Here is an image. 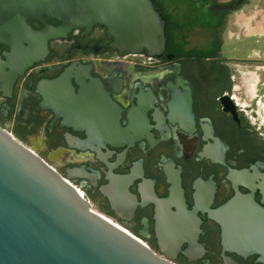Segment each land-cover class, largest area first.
I'll return each instance as SVG.
<instances>
[{
    "label": "flooded vegetation",
    "instance_id": "obj_1",
    "mask_svg": "<svg viewBox=\"0 0 264 264\" xmlns=\"http://www.w3.org/2000/svg\"><path fill=\"white\" fill-rule=\"evenodd\" d=\"M200 1L207 3L206 9L214 5L212 0ZM237 1L225 2L233 5L227 10L232 12L226 15L225 27L229 16L250 0L240 6H236ZM180 3L183 13L172 17L180 20L175 26L181 25L182 33L186 34L184 49L192 50L197 47L195 13H186L190 6L187 0ZM217 4L221 3L217 1ZM47 24L59 23L50 20ZM32 27L39 30L43 25L33 22ZM166 27L165 23L164 32ZM111 41L103 26H94L87 34L84 29H74L64 38L49 40L44 59L17 74L11 85L7 83V75L13 69L3 67L0 126L34 149L86 196L95 209H101L161 256L166 251L160 247L156 232L159 211L153 196L169 199L172 180L176 182L179 176L186 207L201 220L198 241L205 253H194L189 258L184 254L188 247L184 243L173 254L174 263L224 264L220 227L208 218L206 211L220 207L235 195L237 183L229 178L230 170L250 172L249 177L239 181L238 191L253 193L261 204L264 125L252 121L254 116L248 115L247 106L235 94V84L230 91L219 86L210 92L203 79L195 80V61L167 53L166 37L165 49L159 56H150L146 51L120 53L108 47ZM240 42L242 50L229 57L223 54L232 71L231 62H244L248 52L260 50L253 38ZM223 48L224 42L222 51ZM9 53V47L0 46L2 62ZM63 74L70 75V92L65 95L64 108L61 103H48L45 98L47 92L53 97L62 91L61 85L48 87L47 84ZM231 80L235 82L234 71ZM188 94L192 99V115L185 117L179 110ZM139 114L147 118L148 126L136 124ZM62 115L68 126H63ZM115 116L123 129L148 132L150 136L144 133L138 141L121 146L100 141L85 150L75 148L76 140L89 139L88 133L113 132L111 126L95 123L102 117L110 122ZM205 152L210 158L201 156ZM221 159L223 164L219 163ZM111 175H131V181L121 183L130 195L118 192ZM179 196L180 192L162 210L170 223L185 214ZM134 200L138 205L131 211ZM226 255L237 264H260L257 256Z\"/></svg>",
    "mask_w": 264,
    "mask_h": 264
},
{
    "label": "water",
    "instance_id": "obj_2",
    "mask_svg": "<svg viewBox=\"0 0 264 264\" xmlns=\"http://www.w3.org/2000/svg\"><path fill=\"white\" fill-rule=\"evenodd\" d=\"M244 1L238 0L236 6ZM232 8V4H216L209 10ZM50 20L59 24H47ZM33 22L43 28L33 29ZM97 25L105 27L112 40L108 47L120 53L146 51L150 56H159L165 49V23L151 0H0V46L10 48L6 61L0 60V83L5 76L3 67L13 69L7 75L11 85L17 74L44 59L49 40L64 38L74 29H84L87 34ZM69 81L70 75L63 74L49 82L48 87L61 85L63 89L53 97L47 92L46 101L61 103L64 108ZM191 103L188 94L179 110L183 116L192 115ZM60 118L63 126H68L66 117ZM95 124L111 126L114 131L88 133V140H76V149L85 150L100 141L121 146L138 141L144 133L150 136L148 132L123 129L117 116L110 122L106 117L99 118ZM136 124L148 126L147 118L139 114ZM201 156L210 158L207 152ZM219 163L224 162L221 159ZM249 176L248 170H230L229 178L237 183L235 195L220 207L206 211L220 227L224 264H237L227 253L241 258L257 256V262L264 264V191L261 204L253 193L238 191L239 181ZM131 179V175H111L118 192L126 195L130 193L121 183ZM179 192L185 214L170 223L162 210ZM153 198L159 211L156 232L165 256L97 212L86 196L34 149L0 126V264H176L173 254L184 243L188 244L184 254L189 258L194 253H205L198 241L201 220L195 211L187 209L179 176L176 182L172 180L169 199ZM136 205L134 200L131 211Z\"/></svg>",
    "mask_w": 264,
    "mask_h": 264
},
{
    "label": "rangeland",
    "instance_id": "obj_3",
    "mask_svg": "<svg viewBox=\"0 0 264 264\" xmlns=\"http://www.w3.org/2000/svg\"><path fill=\"white\" fill-rule=\"evenodd\" d=\"M188 2L192 0H187ZM221 4L231 0H217ZM197 7L204 13L205 8L197 2ZM219 16L209 17L204 28L195 31V46L210 43L213 27ZM246 35H253L254 44L259 52H248L244 62H231L235 76V94L241 103L248 108V115L254 116L252 121L264 125V0H250L242 10L232 13L228 18L221 37L224 42L223 54L227 57L234 55L240 47V41L247 39ZM256 117V118H255Z\"/></svg>",
    "mask_w": 264,
    "mask_h": 264
},
{
    "label": "trees",
    "instance_id": "obj_4",
    "mask_svg": "<svg viewBox=\"0 0 264 264\" xmlns=\"http://www.w3.org/2000/svg\"><path fill=\"white\" fill-rule=\"evenodd\" d=\"M154 4L155 10L160 13L161 18L167 24L165 28V37L167 40V53H172L178 57H183L189 61H195V80H204L210 92H213L219 86L223 87V90L230 91L235 84L231 80L233 71L226 65V58L223 56L222 47L223 39L221 37L222 30H225V24L227 22V16L232 11H210L206 9L207 3H201L200 0H192L190 6H188L186 13H195V30L198 28H204V23H208L209 17L212 15L219 16L218 21L213 27L214 33L211 37L210 43H206L203 46L195 47L192 50H185L186 34L182 33L183 30L180 27H176L175 23L179 24L180 20L172 17L173 14L183 13L180 7L181 0H151ZM213 4H217V0H212ZM234 1V0H231ZM199 2L204 8V13L197 7ZM229 3V2H227ZM246 2L245 4H247ZM225 4V3H223ZM242 7H238L236 11H239ZM190 21H193L192 19ZM204 22V23H203ZM194 23V21H193ZM205 29V28H204ZM100 214L107 216L101 209H95ZM136 236L133 232H130ZM137 237V236H136Z\"/></svg>",
    "mask_w": 264,
    "mask_h": 264
},
{
    "label": "crops",
    "instance_id": "obj_5",
    "mask_svg": "<svg viewBox=\"0 0 264 264\" xmlns=\"http://www.w3.org/2000/svg\"><path fill=\"white\" fill-rule=\"evenodd\" d=\"M248 3H249V2H248ZM248 3H247V4H248ZM247 4H246V5H247ZM242 9H243V8H242ZM242 9H240V10H242ZM252 36H253V35H246V38L249 39V38H252Z\"/></svg>",
    "mask_w": 264,
    "mask_h": 264
},
{
    "label": "bare ground",
    "instance_id": "obj_6",
    "mask_svg": "<svg viewBox=\"0 0 264 264\" xmlns=\"http://www.w3.org/2000/svg\"><path fill=\"white\" fill-rule=\"evenodd\" d=\"M83 195V194H82ZM112 221V220H111Z\"/></svg>",
    "mask_w": 264,
    "mask_h": 264
}]
</instances>
